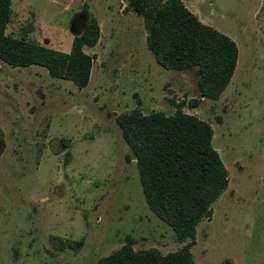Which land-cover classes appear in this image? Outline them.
<instances>
[{
    "label": "rangeland",
    "instance_id": "rangeland-1",
    "mask_svg": "<svg viewBox=\"0 0 264 264\" xmlns=\"http://www.w3.org/2000/svg\"><path fill=\"white\" fill-rule=\"evenodd\" d=\"M182 1L238 46L218 101L201 96L197 70L157 63L128 0L12 1L13 37L69 53L91 18L101 35L85 48L94 65L84 89L41 67L0 62V264H98L129 239L136 251L163 255L190 243L149 209L116 122L179 107L212 126L229 176L213 216L198 226L195 263L264 264V0ZM59 240L77 246L58 249Z\"/></svg>",
    "mask_w": 264,
    "mask_h": 264
},
{
    "label": "trees",
    "instance_id": "trees-1",
    "mask_svg": "<svg viewBox=\"0 0 264 264\" xmlns=\"http://www.w3.org/2000/svg\"><path fill=\"white\" fill-rule=\"evenodd\" d=\"M12 1L0 0V62L15 68L41 67L54 79L86 88L94 58L85 48L99 42L98 21L91 18L84 32L74 37L70 52L63 53L7 33ZM128 7L143 18L147 48L157 63L168 71L197 70L201 96L218 101L237 70L235 41L202 23L182 0H128ZM116 122L137 162L149 209L180 242H191L163 255L154 249L136 251L129 239L98 264H196L191 249L198 226L213 216L212 205L229 184L228 171L213 147L212 126L180 107L172 115L135 110L118 116ZM5 148L0 130V160ZM58 243L56 247L62 250L77 246ZM223 264L233 263L226 260Z\"/></svg>",
    "mask_w": 264,
    "mask_h": 264
}]
</instances>
